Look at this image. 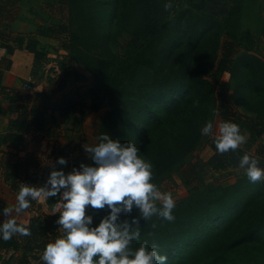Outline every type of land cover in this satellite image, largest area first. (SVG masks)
I'll list each match as a JSON object with an SVG mask.
<instances>
[{"label": "trees", "instance_id": "obj_1", "mask_svg": "<svg viewBox=\"0 0 264 264\" xmlns=\"http://www.w3.org/2000/svg\"><path fill=\"white\" fill-rule=\"evenodd\" d=\"M7 1L11 0H0V11L4 10ZM167 2L169 0H119L122 31H127L130 37L123 57L100 58L87 46V39L79 46H72L71 42L63 45L75 61L105 83L100 89L106 87L110 109L103 118L99 136L107 134L122 144L134 140L140 157L152 165L151 182L158 188L173 173L181 171L187 157L204 137L202 127L216 114L221 113L226 121L237 124L241 133L250 134L252 139L247 150L264 134V110L257 116L259 122L257 119L242 121L240 117H229L222 112L214 96L218 90L222 98L226 97L232 80H235V90H240L244 84L264 92V64L254 55L247 52L244 56L249 60L248 72L252 73V78L234 76L233 55L243 42L253 46L252 35L238 29L231 32L233 41H222V24L226 22L223 16L232 15L242 0H230L233 3L231 9L218 7L219 11L215 9L216 0H190L187 7L178 11L174 0H170L172 9L165 11L163 5ZM98 5L104 6L99 0H69L68 3V8L80 19L77 32L81 28L91 39L98 36L94 31ZM71 28L70 24L53 25L42 29L38 36L47 37L50 33L60 38L71 34V41L79 39L76 30ZM169 37L174 38L175 45L167 52L165 43L171 40ZM163 41L166 42L155 54L157 43ZM0 46L8 55V58H0V97L16 104L12 111H0V122L7 124L5 131L0 130V145L15 149L30 129L39 131L43 126L45 109L38 108L32 117L31 96L3 86V71L24 79L35 78L46 65L48 54L40 48L38 38L13 35L1 29ZM112 68L119 72L130 69L128 80L124 83L116 81ZM225 75L229 78L226 84L222 82ZM100 89L95 91L98 96ZM57 102L54 109H58L63 117L66 112L78 109L77 103L70 98ZM237 104L241 105L238 101ZM145 113H149V117L138 125V118ZM136 128L138 131L133 135ZM212 148L214 154L207 162L189 165L191 171H195L192 181L198 184L204 182L209 170L223 171L237 165L235 151L220 154L215 143ZM257 155L264 158V147L258 148ZM27 162L29 164L25 166ZM81 163L87 164L83 156L75 160V168ZM31 165L39 164L38 161L32 163L27 156L24 163L5 167L10 170L5 174V181H9L11 189L18 192L20 184L33 186V182L28 181L32 176L28 173ZM22 174L26 177L24 182L18 181ZM34 203L31 201V205ZM172 214L175 217L172 222L157 216L148 221L140 219L141 236L133 241L132 248L137 249L147 241L151 249L155 243L159 246V254L168 257L167 264L264 262V182L253 184L246 177L228 187L204 184L175 206ZM139 216L134 207L130 217L122 216L121 219ZM58 219L59 213L52 217L27 216L17 223L29 228L31 235L17 234L7 242L0 238V252H21L18 263L32 264L38 254H43L48 243L62 235L56 224Z\"/></svg>", "mask_w": 264, "mask_h": 264}, {"label": "rangeland", "instance_id": "obj_2", "mask_svg": "<svg viewBox=\"0 0 264 264\" xmlns=\"http://www.w3.org/2000/svg\"><path fill=\"white\" fill-rule=\"evenodd\" d=\"M99 1L104 6L98 5V14L94 23V31L98 36L94 39H91L86 32H82L81 28H78L77 32L80 19H77L74 12L68 8L69 0H16L15 2L11 0L10 2L7 1L4 10L0 11L1 30L13 35L38 38L40 48L48 54L47 63L41 73L35 78L21 81L19 88L16 89L22 95L31 96L29 109L32 117L35 116L38 108L45 109L43 126L39 131L30 129L28 133L23 135V142L15 149L0 145V223L7 219L3 215V209L6 207L14 208L18 194V192L11 189L9 181H5V174L10 173V170L8 171L5 168L8 164L24 163L27 156H30L32 163L38 161L39 165L36 167L31 165L30 169L28 168V173L32 174L31 177L29 176L28 181H32V185L35 187L45 186L52 171L70 173L75 168V160L81 159L82 156L86 159L88 165L93 164L83 146L85 144L95 146L99 143V129L105 114L110 109L109 97L106 93V87L100 89L101 86H105V83L99 81L85 67L75 61L63 45L71 42L72 46H79L83 39H87V46L92 49L94 55L100 58L109 60L114 57L125 56L126 45L130 41V37L127 31H125L126 33L122 31L123 24L120 18L119 0ZM174 2L175 10L178 11L187 7L190 0H174ZM215 3L217 11H219L218 7L229 10L233 6L230 0H216ZM175 14L174 12L173 15ZM223 20L226 22L222 24V27H224L222 41H233L234 38L231 37V32L238 29L241 33L247 32L252 35L253 46L250 47L246 42H243L238 46L237 53L233 55L234 76L252 78V73L248 72L249 60L244 56L248 52L264 64V0H242L240 5L233 10L232 15H224ZM81 22L84 24L83 21ZM60 24H70V27L78 33L79 39L75 38L74 41H71V34H65L60 38L53 37L50 33L47 37L38 36L42 29L46 30L50 26ZM165 42L157 43L155 54L159 52ZM165 44L167 45L166 51L168 52V48L170 51L175 45L174 38ZM129 70L127 68V70L119 72L113 69L116 81L119 80L121 83L127 81V75L130 74ZM228 79V76L225 75L222 82L226 84ZM2 85L5 86L3 81ZM111 85H109V88ZM5 87L14 89L8 86ZM229 88L230 92L224 98L219 95L218 90L215 91L216 103L221 111L227 113L229 117H240L242 121L256 120L258 114L264 110V92L256 91L253 87L250 88V86H244V84H242L240 90L237 88L235 90V80L230 82ZM96 89L101 90L100 96L95 94ZM63 96L65 99L74 100L78 107L77 110L66 112L64 117L58 109H54L58 103L57 101L64 99L61 98ZM237 101L241 105H238ZM15 107L16 104L10 102L9 99L4 98V96L0 97V111L2 108L15 109ZM148 117L149 113L141 115L138 118V125L143 124L144 121L146 122ZM211 120L214 124L213 135L204 136L197 149L185 160V165H183L181 171L173 173L159 187L161 192L172 193L175 206L180 205L192 193L202 188L204 184L228 187L236 180L246 178L244 170L239 169V159L245 153L252 157H258L260 159L259 166L264 168V158L257 155L258 148L264 147V134L256 139L251 148L247 150L249 141L252 138L250 134L242 133L246 136L247 141L234 153L237 165H232L223 171L209 170L205 176V173H203L204 184L192 181L195 171H191L192 168L189 165H200L213 156L212 147L218 125L222 122H228L221 113L216 114ZM257 121L259 122L258 119ZM6 126L5 121L0 122L1 131H5ZM137 131L138 128H136L133 135ZM133 135L130 136V140ZM130 142L136 143L134 140ZM14 155H16V158H14ZM60 158L66 159L67 165L57 163ZM27 164L29 162L25 163V166ZM24 176L25 174H22L21 179H18V181L24 182L26 178ZM57 199L58 197H50L49 199L35 201L25 212L20 214L13 212V218L17 222H22L27 216L44 215L52 217L55 215L53 205L57 202ZM109 212L110 210L107 208L93 210L89 206L87 214L93 217L91 227H97ZM138 215H140L139 210ZM20 255L21 252L2 251L0 252V264H19ZM41 256L42 254H38V259L32 260V264H43L40 259ZM261 263L264 264L263 261Z\"/></svg>", "mask_w": 264, "mask_h": 264}, {"label": "clouds", "instance_id": "obj_3", "mask_svg": "<svg viewBox=\"0 0 264 264\" xmlns=\"http://www.w3.org/2000/svg\"><path fill=\"white\" fill-rule=\"evenodd\" d=\"M172 7L170 0L163 5L165 11ZM213 129V121L209 120L201 134L211 136ZM98 140L95 146H83L95 166L81 163L67 174L52 171L43 187L20 184L14 208L3 209L7 219L0 224V238L7 242L17 234L30 236V229L18 224L13 212H25L31 207V201L58 197L53 211L59 213L56 224L62 235L46 245L40 258L43 264H167L168 257L159 254L157 244L153 243L149 249L145 241L133 249L132 243L140 239V219L148 221L157 216L174 221L172 193L161 192L151 182L152 165L140 157L135 144H122L107 134L99 136ZM246 141L237 124L222 122L218 125L214 143L220 154L234 152ZM57 163L67 165V160L60 158ZM259 164L258 157L247 153L239 159V169L244 170L253 184L264 182V168ZM89 206L93 210H110L97 227H91L93 217L87 214ZM134 207L140 216L122 220V216H131Z\"/></svg>", "mask_w": 264, "mask_h": 264}, {"label": "crops", "instance_id": "obj_4", "mask_svg": "<svg viewBox=\"0 0 264 264\" xmlns=\"http://www.w3.org/2000/svg\"><path fill=\"white\" fill-rule=\"evenodd\" d=\"M0 58H8L6 50L1 48V46H0ZM2 81H3L5 86L17 89V88H19V83H21V81H25V79L15 75V74H13L11 72L3 71ZM1 110L12 111L13 109L2 108Z\"/></svg>", "mask_w": 264, "mask_h": 264}, {"label": "built area", "instance_id": "obj_5", "mask_svg": "<svg viewBox=\"0 0 264 264\" xmlns=\"http://www.w3.org/2000/svg\"><path fill=\"white\" fill-rule=\"evenodd\" d=\"M27 88H29V86H27Z\"/></svg>", "mask_w": 264, "mask_h": 264}]
</instances>
